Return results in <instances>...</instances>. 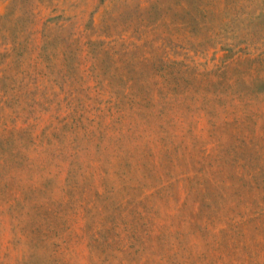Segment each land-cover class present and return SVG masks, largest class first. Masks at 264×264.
Segmentation results:
<instances>
[{
    "label": "rangeland",
    "instance_id": "374dc122",
    "mask_svg": "<svg viewBox=\"0 0 264 264\" xmlns=\"http://www.w3.org/2000/svg\"><path fill=\"white\" fill-rule=\"evenodd\" d=\"M0 264H264V0H0Z\"/></svg>",
    "mask_w": 264,
    "mask_h": 264
}]
</instances>
